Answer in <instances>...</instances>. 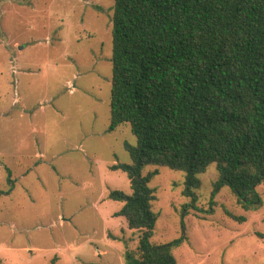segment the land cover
I'll return each instance as SVG.
<instances>
[{"label": "rangeland", "instance_id": "obj_1", "mask_svg": "<svg viewBox=\"0 0 264 264\" xmlns=\"http://www.w3.org/2000/svg\"><path fill=\"white\" fill-rule=\"evenodd\" d=\"M115 0H0V264H127L142 231L118 212L132 194L129 123L109 131ZM12 171L10 182L7 168ZM149 185L153 245L175 240L177 264H264L263 204L247 211L216 164L200 174L163 165ZM191 204V205H190ZM236 218H244L243 220Z\"/></svg>", "mask_w": 264, "mask_h": 264}, {"label": "trees", "instance_id": "obj_2", "mask_svg": "<svg viewBox=\"0 0 264 264\" xmlns=\"http://www.w3.org/2000/svg\"><path fill=\"white\" fill-rule=\"evenodd\" d=\"M112 36L108 129L129 123L136 144L125 146L131 163L112 166L127 173L132 194L109 198L124 202L118 214L142 231L125 261L177 264L173 249L183 239L150 240L157 170L145 174L146 166L184 171L182 194L194 205L200 174L214 163L219 185L245 210L263 204L264 0H115Z\"/></svg>", "mask_w": 264, "mask_h": 264}, {"label": "crops", "instance_id": "obj_3", "mask_svg": "<svg viewBox=\"0 0 264 264\" xmlns=\"http://www.w3.org/2000/svg\"><path fill=\"white\" fill-rule=\"evenodd\" d=\"M1 196V195H0Z\"/></svg>", "mask_w": 264, "mask_h": 264}]
</instances>
